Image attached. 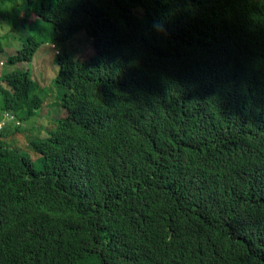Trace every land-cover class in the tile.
<instances>
[{
  "label": "trees",
  "instance_id": "trees-1",
  "mask_svg": "<svg viewBox=\"0 0 264 264\" xmlns=\"http://www.w3.org/2000/svg\"><path fill=\"white\" fill-rule=\"evenodd\" d=\"M17 2L0 0V26L17 28ZM36 16L41 40L0 58L16 133L43 89L2 67L32 62L47 25L92 50L59 53L66 114L28 143L36 159L0 129V264H264V0H55Z\"/></svg>",
  "mask_w": 264,
  "mask_h": 264
},
{
  "label": "rangeland",
  "instance_id": "rangeland-1",
  "mask_svg": "<svg viewBox=\"0 0 264 264\" xmlns=\"http://www.w3.org/2000/svg\"><path fill=\"white\" fill-rule=\"evenodd\" d=\"M18 5H20L21 14L18 15V26L4 24L0 26V38L2 39L4 53L0 55L1 61L4 62L10 56H13L21 49L23 40L26 39L30 34L38 35V40L40 41L39 31L32 29V23L43 22L39 17L36 16L37 10L41 9L43 5L50 6L55 0H17ZM28 6V10L25 11ZM27 16V23L21 24V18ZM44 25V24H43ZM46 41L41 44L37 53L35 54L33 61L26 64H17L15 66L7 64L2 67L4 73L12 72L15 69H29L31 72L32 79L37 83L40 90L38 93L45 99V104L43 108L38 112V114L24 121L23 130L16 133L12 130V135L9 138H5V141L9 143L10 146L16 147L21 152H27L33 158H37L38 155L32 152L28 147V143L32 140H42L47 139L49 133L56 130L58 121L61 117L65 116L66 110L62 107L61 101L59 100V95L64 88H60L54 81L58 72L57 60L60 54L70 53L74 59H83L86 56L89 47L92 50V40L86 35L84 31L75 34L68 42L60 43L54 42L52 37L53 27L52 25H47ZM55 46V47H54ZM89 55V54H88ZM1 62V65H2ZM2 86L7 88V85L2 83ZM1 100V96H0ZM0 122H4L8 127H15L14 121L10 120L4 116L3 111L0 107ZM3 123L0 124V127Z\"/></svg>",
  "mask_w": 264,
  "mask_h": 264
},
{
  "label": "clouds",
  "instance_id": "clouds-1",
  "mask_svg": "<svg viewBox=\"0 0 264 264\" xmlns=\"http://www.w3.org/2000/svg\"><path fill=\"white\" fill-rule=\"evenodd\" d=\"M5 24H6V23H5ZM54 47H55V46H54ZM4 116L7 117V118H10V120L14 121L15 125H20V122H18V121L14 118L13 115H10V114H7V113H6V114H4ZM1 123H3V126H1L0 129H3V128H5V127H8V125L5 124L4 122H0V124H1ZM14 128H15V127H13V128L9 127L10 130H14Z\"/></svg>",
  "mask_w": 264,
  "mask_h": 264
}]
</instances>
